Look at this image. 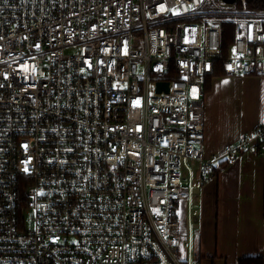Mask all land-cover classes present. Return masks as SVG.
Masks as SVG:
<instances>
[{
    "label": "built area",
    "instance_id": "1",
    "mask_svg": "<svg viewBox=\"0 0 264 264\" xmlns=\"http://www.w3.org/2000/svg\"><path fill=\"white\" fill-rule=\"evenodd\" d=\"M237 2L0 0V264H187L185 163L264 149L263 123L204 152L205 79L264 76V10Z\"/></svg>",
    "mask_w": 264,
    "mask_h": 264
},
{
    "label": "crops",
    "instance_id": "2",
    "mask_svg": "<svg viewBox=\"0 0 264 264\" xmlns=\"http://www.w3.org/2000/svg\"><path fill=\"white\" fill-rule=\"evenodd\" d=\"M204 87L205 156L222 157L226 144L239 143L264 123V76L219 73L207 77ZM186 163L183 186L191 198L177 207L182 259L239 264L245 257L264 258L262 146L233 165L221 163L207 182L198 163Z\"/></svg>",
    "mask_w": 264,
    "mask_h": 264
},
{
    "label": "trees",
    "instance_id": "3",
    "mask_svg": "<svg viewBox=\"0 0 264 264\" xmlns=\"http://www.w3.org/2000/svg\"><path fill=\"white\" fill-rule=\"evenodd\" d=\"M237 6L247 7L251 9H261L264 10V0H238ZM224 27V55H227L232 42L234 43L242 32V26L235 20L228 19L223 22ZM219 73H224L220 65H217L215 75ZM239 264H264V258L258 257H245Z\"/></svg>",
    "mask_w": 264,
    "mask_h": 264
},
{
    "label": "water",
    "instance_id": "4",
    "mask_svg": "<svg viewBox=\"0 0 264 264\" xmlns=\"http://www.w3.org/2000/svg\"><path fill=\"white\" fill-rule=\"evenodd\" d=\"M225 1L228 3H234L236 0H225ZM163 90H165V91L169 90L168 82H159L158 83V91L161 92Z\"/></svg>",
    "mask_w": 264,
    "mask_h": 264
},
{
    "label": "rangeland",
    "instance_id": "5",
    "mask_svg": "<svg viewBox=\"0 0 264 264\" xmlns=\"http://www.w3.org/2000/svg\"><path fill=\"white\" fill-rule=\"evenodd\" d=\"M259 19L261 20V21H264V16H260L259 17ZM236 21V20H235ZM233 42H232V44L230 45V46H233ZM187 164V163H186ZM186 164L184 165V166H186ZM177 213V212H176ZM179 255H180V257L182 258V256H181V252L179 253ZM203 260V259H202ZM188 264V263H187Z\"/></svg>",
    "mask_w": 264,
    "mask_h": 264
}]
</instances>
